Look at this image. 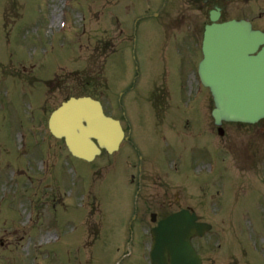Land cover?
I'll list each match as a JSON object with an SVG mask.
<instances>
[{
	"label": "rangeland",
	"instance_id": "rangeland-1",
	"mask_svg": "<svg viewBox=\"0 0 264 264\" xmlns=\"http://www.w3.org/2000/svg\"><path fill=\"white\" fill-rule=\"evenodd\" d=\"M161 1L0 0V264H150L142 228L152 225L144 207L184 183L186 191L197 190L185 182L191 171L182 160L204 146L214 153L217 141L205 132L212 97L199 98L188 76L199 60L193 48L202 32L192 29L193 17L203 10L196 0H169L162 13ZM253 2L255 12L244 14L264 27L257 10L264 2ZM204 10L201 19L208 21L209 7ZM182 14L187 17L166 26V15ZM233 15L242 17L243 10ZM184 32L190 36L181 69L182 54L173 62L170 37ZM185 72L190 87L181 84ZM88 93L132 128L130 144L90 163L73 157L47 124L63 101ZM154 93L161 96L163 125L151 109ZM179 114L192 119L185 130ZM137 153L145 156L140 183ZM172 155L180 156L176 168ZM233 192L224 203L242 202ZM238 222L224 234L221 256L203 246L205 264H264V242L241 237ZM229 226L224 219L216 223L218 230Z\"/></svg>",
	"mask_w": 264,
	"mask_h": 264
},
{
	"label": "water",
	"instance_id": "water-1",
	"mask_svg": "<svg viewBox=\"0 0 264 264\" xmlns=\"http://www.w3.org/2000/svg\"><path fill=\"white\" fill-rule=\"evenodd\" d=\"M204 52L201 75L213 94L217 122H255L264 117V32L246 21L213 24L205 32ZM50 128L66 139L73 155L87 160L100 153L92 138L112 152L124 136L120 123L105 116L100 103L87 97L63 103L53 114ZM184 218L185 212H180L154 228L153 264H201L191 239L202 233V226L185 223Z\"/></svg>",
	"mask_w": 264,
	"mask_h": 264
},
{
	"label": "flooded vegetation",
	"instance_id": "flooded-vegetation-1",
	"mask_svg": "<svg viewBox=\"0 0 264 264\" xmlns=\"http://www.w3.org/2000/svg\"><path fill=\"white\" fill-rule=\"evenodd\" d=\"M253 1H256L257 4L264 2L261 0H214V8L220 9L221 19L229 17V14L230 18L236 17L233 14L241 8L243 10L242 17L252 20V18L244 13L247 11H251V13L255 12L256 4ZM205 5L203 4L201 7L203 8ZM202 8H199V10ZM257 10L263 11L262 14H264L262 7L257 8ZM242 17L238 16L237 18ZM195 21L197 24H193L192 29L205 28V24L203 26L200 24L203 21ZM181 66V69L184 68L183 64ZM189 75L194 79L196 86L194 88L191 85L192 91L194 90L199 95V98H202L207 93V89L200 81L198 65L193 67ZM160 98V95H154V105L151 109L157 119L162 121L163 125L165 123L162 119L164 111L162 106L158 104ZM140 114L143 118L145 113L140 112ZM181 115L183 117L185 116L184 114H179V116ZM197 116V114L193 115L192 118H197ZM184 119L183 130L192 121L191 118L186 119L184 117ZM206 125L205 132L209 131L211 136L217 138V141L212 142L215 145L214 153L211 151V154H207V151L210 150L204 146L202 147V152H199V154L190 153L187 158L185 157L186 160H182L186 166H190L191 171V173L188 171L185 176V182L188 185H193L197 190L193 192L186 191V184L184 183L185 187L183 190L177 191L176 193H172L171 191L170 193H165L168 196L166 199H154L155 202L146 205L144 209L147 210L145 216L149 218L151 225H156L158 221L178 210L186 209L194 213L199 222L211 226L210 230L203 237L198 238L197 243L200 244L201 250L205 246L215 253H220L221 256L223 252L222 245L226 244L224 234L231 228L235 230V226L239 225L238 221L243 222V224H240L241 237L245 233L250 238L264 240V120L255 124L223 123L221 127L216 126L214 121H212ZM206 125H200L199 128H203ZM128 131L129 129L127 128V133ZM188 132L191 134L190 131ZM137 154H139L138 157L141 162L138 165V171L140 173L139 181L141 182L144 175L143 161L145 156L140 153ZM205 154L208 155L206 160L204 159ZM171 158V161H175L176 168L179 162H181L180 156L177 157L178 160L174 156ZM168 163L170 162L168 161ZM232 190L234 191L233 194L235 193V196L241 199L242 202L234 204L235 201L232 203L229 200L227 203H224L223 200L225 199L227 191L232 193ZM249 190L251 191L249 192ZM183 195H186V197L183 198ZM245 195L246 197H244ZM229 210L234 212H228ZM136 218L137 213L135 214ZM223 219L228 220L230 225L229 229H216V223ZM246 224L248 225L246 226ZM254 228L259 231L254 230ZM254 235L260 237L257 238ZM209 239L213 241L209 243L207 241ZM204 241H207V243ZM242 252L247 253L246 250ZM204 254H202L203 259L205 258ZM232 257L236 259L237 256Z\"/></svg>",
	"mask_w": 264,
	"mask_h": 264
},
{
	"label": "bare ground",
	"instance_id": "bare-ground-1",
	"mask_svg": "<svg viewBox=\"0 0 264 264\" xmlns=\"http://www.w3.org/2000/svg\"><path fill=\"white\" fill-rule=\"evenodd\" d=\"M54 14H55V11H54ZM51 234H52V233L48 232V233L46 234V238H47V239H50V238H51Z\"/></svg>",
	"mask_w": 264,
	"mask_h": 264
}]
</instances>
